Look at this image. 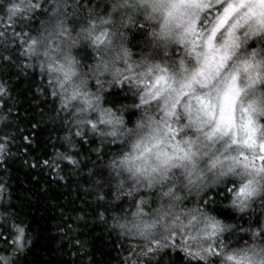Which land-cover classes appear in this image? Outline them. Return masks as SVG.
I'll list each match as a JSON object with an SVG mask.
<instances>
[{
  "label": "clouds",
  "instance_id": "1",
  "mask_svg": "<svg viewBox=\"0 0 264 264\" xmlns=\"http://www.w3.org/2000/svg\"><path fill=\"white\" fill-rule=\"evenodd\" d=\"M13 160L66 193L41 181L69 264H264V0H0V264H27Z\"/></svg>",
  "mask_w": 264,
  "mask_h": 264
},
{
  "label": "trees",
  "instance_id": "2",
  "mask_svg": "<svg viewBox=\"0 0 264 264\" xmlns=\"http://www.w3.org/2000/svg\"><path fill=\"white\" fill-rule=\"evenodd\" d=\"M11 75V73L9 74ZM25 84L27 86L25 87ZM31 83L26 82L23 78L15 84V88L20 89V96L26 98L31 91ZM24 111L31 112L33 108L30 101L25 99V103L21 106ZM30 127V126H29ZM32 133H35V138L38 140L36 148H32L30 145H25L31 154L36 155L40 151V156L47 155V148L44 147L47 141L44 139L46 132L44 129H32L31 132H25L32 139ZM40 156H36L37 159ZM8 166L12 169V179L15 181L14 191L17 193V199L21 201L22 210L29 216L30 225L38 233V238L33 244V248L30 250L31 259L27 261V264H69V262L58 255H53L56 249L53 247L55 237L49 235L51 230V221L55 219V214L50 210L47 205L48 196L40 192L41 181H44L50 185L49 193L55 199H62L66 193H61L57 188L51 187V180L44 177L42 173H37L35 169H25L18 160H13ZM33 176H37V179H33ZM27 185V187H25ZM31 192L35 196L34 201H29L20 193ZM95 251L99 252L102 259H107L112 256V250L107 247V242L103 240L102 236L95 238ZM61 247H65L62 245ZM47 257V259H45Z\"/></svg>",
  "mask_w": 264,
  "mask_h": 264
},
{
  "label": "snow or ice",
  "instance_id": "3",
  "mask_svg": "<svg viewBox=\"0 0 264 264\" xmlns=\"http://www.w3.org/2000/svg\"><path fill=\"white\" fill-rule=\"evenodd\" d=\"M16 230H17V233L19 234L17 239H20L23 236L24 228L20 224H17Z\"/></svg>",
  "mask_w": 264,
  "mask_h": 264
}]
</instances>
